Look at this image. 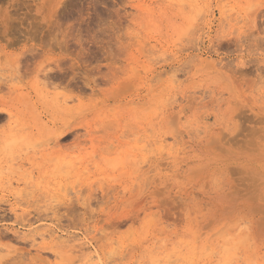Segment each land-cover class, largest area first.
<instances>
[{
	"label": "rangeland",
	"instance_id": "rangeland-1",
	"mask_svg": "<svg viewBox=\"0 0 264 264\" xmlns=\"http://www.w3.org/2000/svg\"><path fill=\"white\" fill-rule=\"evenodd\" d=\"M0 264H264V0H0Z\"/></svg>",
	"mask_w": 264,
	"mask_h": 264
},
{
	"label": "bare ground",
	"instance_id": "bare-ground-1",
	"mask_svg": "<svg viewBox=\"0 0 264 264\" xmlns=\"http://www.w3.org/2000/svg\"><path fill=\"white\" fill-rule=\"evenodd\" d=\"M239 114H240V113H239ZM242 114H243V113H242ZM240 117H241V115H240ZM243 118H248V117H242L241 119H243ZM248 119H249V118H248ZM250 119H251V118H250ZM256 120H257V119H256ZM259 120H260V118H259ZM245 121H246V120H245ZM252 121H254V120H252ZM252 121H251V122H252ZM262 121H263V120H261V122H262ZM240 122H241V121H240ZM243 122H244V121H243ZM237 125H238V124H237ZM241 125H243V124H241ZM241 125H239V126H240V127H239L240 129L237 128V129L239 130L240 133H242L241 130H242V129H245V127H246V126H244V125H245V124H244V125H243V128L241 129V127H242ZM249 128H250V127H249ZM246 130H247V129H246ZM237 133H238V132H237ZM237 133H236L237 136H238V135H239V136L242 135V134L240 135V133H238V134H237ZM247 134H248V133H247ZM236 135H234V137L232 136V138H233L234 140H236V139H235V138H236V137H235ZM222 137H223V136H222ZM225 137H226V136H225ZM227 138L229 139V137H227ZM254 138H255V136H254ZM222 139H223V138H222ZM245 140H246V139H245ZM245 140H244V141H245ZM224 141H226V140H224ZM246 141H248V140H246ZM253 141H255V140H253ZM214 142H215V141H214ZM233 142H234V141H233ZM248 142H249V141H248ZM230 143H231V141H230ZM236 143H237V142H236ZM236 143H235V145H237ZM252 143H253V142H252ZM235 145H234V146H235ZM216 147H217V146H216ZM238 170H239V169H238ZM234 172H237V171H235V169H234ZM239 172H240V171H239ZM235 175H236V174H235ZM234 180H235V179H234ZM246 180H247V179H246ZM242 185H243V184H242ZM232 186H233V185H232ZM256 196H257V195H256ZM255 200H256V199H255ZM255 210H256V209H255ZM67 241H68V240H67Z\"/></svg>",
	"mask_w": 264,
	"mask_h": 264
}]
</instances>
